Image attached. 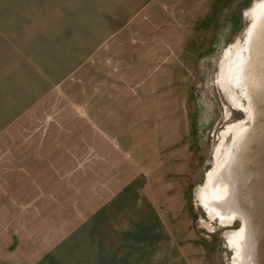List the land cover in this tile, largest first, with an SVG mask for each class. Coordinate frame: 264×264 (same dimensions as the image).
<instances>
[{"label": "rangeland", "instance_id": "obj_1", "mask_svg": "<svg viewBox=\"0 0 264 264\" xmlns=\"http://www.w3.org/2000/svg\"><path fill=\"white\" fill-rule=\"evenodd\" d=\"M65 1L0 0V264H31L30 248H41L46 236L43 224L34 235L31 225L22 226L16 218L17 189L19 184L25 189L28 179L17 161L32 148L27 142H33L35 126L39 136L65 131L66 114L59 113L60 125L49 107L54 113L95 92L101 97L81 101L105 105L111 109L104 112L107 119L112 116L119 125L104 133L118 142L122 161L116 164L127 184L121 197L132 206L115 208L113 222L90 229L76 218H59V227L76 231L69 240L75 252L81 254L84 244L97 250L107 244L119 260L129 239L126 251L145 254L147 264H242L243 235L238 234L244 220L233 215L222 223L203 205L199 191L254 128L253 99L261 91V74H254L258 85L241 70L250 60V30L264 0H159L143 10L135 26L126 24L120 48L115 37L103 52L105 60L88 67L82 82L65 78L44 90L34 59L43 30L38 25L46 19L58 23ZM50 213L54 217L53 210H43L47 219ZM87 233L95 239H81ZM29 236L36 244L27 243ZM86 259L78 260L86 264Z\"/></svg>", "mask_w": 264, "mask_h": 264}, {"label": "crops", "instance_id": "obj_2", "mask_svg": "<svg viewBox=\"0 0 264 264\" xmlns=\"http://www.w3.org/2000/svg\"><path fill=\"white\" fill-rule=\"evenodd\" d=\"M157 2L159 3V0H66L63 9L59 8L62 2H58V23L50 24L46 19L38 25L40 29L43 27V30L38 35L40 46L36 47L35 53L38 54L34 59L35 67L42 72L40 81L44 84L40 87L47 85L45 90L54 82L60 83L65 78L70 82L76 79L82 82L88 67L99 65L105 60L103 52L109 43L112 44L111 40L117 37L114 43L117 44L116 48H120L119 41L124 40L122 32L129 31L126 24L135 26L134 21L143 14V10L154 7ZM53 13L48 15L49 20H52ZM134 31L137 32V29ZM46 73L52 75L46 77ZM37 75L32 86L35 89L39 83ZM45 79H50L51 85L45 83ZM66 95L67 93L61 92L59 96ZM94 95L101 97L96 92L92 95L81 94L78 103L67 105L54 113L49 107L55 117H59L60 113L63 118L62 115L66 114L65 118L68 120L66 119L65 131H59V128L54 130L55 125L52 122L50 127L53 131L39 136L38 131L41 129L35 126L34 135L31 137L33 142H27L33 145L32 148H28L29 152L22 153L25 157L22 156V160L17 161V169L21 170L19 173L25 172L21 176L28 178L23 182L25 189H22L21 184L17 189L20 194L17 201V223L25 227L26 224L31 225L34 235L41 232L43 224L46 233L42 247L29 250L31 264H83L78 260L83 256L88 258L85 260L86 264L148 263V256L145 257V254L126 251L131 247L129 239H124L125 252H120L119 260L107 251L110 247L107 244L98 250L91 244H84L79 254L69 242L76 231H69L63 225L58 226L59 218H76L89 229L91 226L110 224L114 219L115 208L132 206L131 201H122L121 197L127 184H124L116 164V161H122L117 152L118 142L113 136L107 138L104 133V130L119 125H114L112 116L107 119L104 112L111 109L107 110L105 105L89 102L82 104L81 99L84 96L92 98ZM40 107L41 105H35V108ZM34 117L35 120L40 118L35 114ZM60 117L58 121L62 125ZM21 181L19 180V183ZM44 209L53 210L54 217L50 213L47 219L48 217L43 215ZM88 233L81 239H95V236H92L95 234H90V237ZM35 240L36 237L29 236L27 243H35ZM23 252L25 257L26 250L23 249ZM74 255L76 258H73Z\"/></svg>", "mask_w": 264, "mask_h": 264}, {"label": "bare ground", "instance_id": "obj_3", "mask_svg": "<svg viewBox=\"0 0 264 264\" xmlns=\"http://www.w3.org/2000/svg\"><path fill=\"white\" fill-rule=\"evenodd\" d=\"M258 9L261 24L264 4ZM252 34L250 60L241 70L245 76L253 74L264 54L261 27ZM253 102L254 128L244 134L234 155L209 175L205 188L199 191L203 205L222 223H228L230 216H242L244 230L238 234L243 235L242 264H264V91L258 92Z\"/></svg>", "mask_w": 264, "mask_h": 264}, {"label": "water", "instance_id": "obj_4", "mask_svg": "<svg viewBox=\"0 0 264 264\" xmlns=\"http://www.w3.org/2000/svg\"><path fill=\"white\" fill-rule=\"evenodd\" d=\"M262 6H263V4L261 5V9H262ZM263 15H264V13H262ZM260 27H261V46H263L264 47V16L263 17H261V24H260V22H258V19L256 18V23H255V25L252 27V29L250 30V44L252 43V41L254 40V36H253V34H252V32H255V31H258V29H260ZM251 36H252V39H251ZM261 56H263L262 58H261V64H259L258 66H256V67H254L253 68V74L251 75L252 76V78L254 79V81H255V83H256V81H258L259 82V84L258 85H260V78H261V91L263 90L264 91V54H262L261 53ZM257 67L259 68V69H257ZM255 70V71H254ZM257 71H260V74H261V77L259 78V79H255L254 78V74L257 72ZM262 107V106H261ZM237 217H241L242 218V216H236V217H234V218H237ZM233 218V219H234ZM242 220H243V218H242ZM232 221V220H231Z\"/></svg>", "mask_w": 264, "mask_h": 264}]
</instances>
